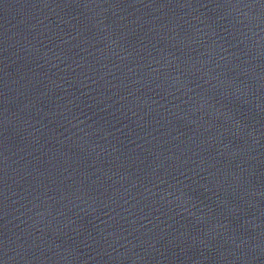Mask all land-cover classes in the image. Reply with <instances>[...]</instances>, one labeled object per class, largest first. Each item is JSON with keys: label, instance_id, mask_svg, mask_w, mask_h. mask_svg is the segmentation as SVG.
Segmentation results:
<instances>
[{"label": "water", "instance_id": "95a60500", "mask_svg": "<svg viewBox=\"0 0 264 264\" xmlns=\"http://www.w3.org/2000/svg\"><path fill=\"white\" fill-rule=\"evenodd\" d=\"M0 264H264V0H0Z\"/></svg>", "mask_w": 264, "mask_h": 264}]
</instances>
